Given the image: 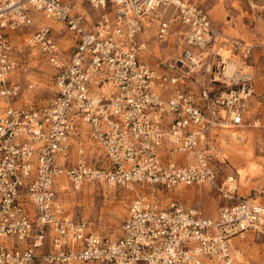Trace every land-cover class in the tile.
Listing matches in <instances>:
<instances>
[{
    "label": "built area",
    "instance_id": "1",
    "mask_svg": "<svg viewBox=\"0 0 264 264\" xmlns=\"http://www.w3.org/2000/svg\"><path fill=\"white\" fill-rule=\"evenodd\" d=\"M13 34L53 69L43 106L13 104L21 52ZM221 38L193 0H0V264H233L232 236L264 234L255 200L213 220L173 194L224 190L221 130H260L264 157V86L247 63L254 47L264 58V40L243 43L233 60ZM150 39L177 53L147 63ZM65 183L133 193L117 238L67 214Z\"/></svg>",
    "mask_w": 264,
    "mask_h": 264
},
{
    "label": "rangeland",
    "instance_id": "2",
    "mask_svg": "<svg viewBox=\"0 0 264 264\" xmlns=\"http://www.w3.org/2000/svg\"><path fill=\"white\" fill-rule=\"evenodd\" d=\"M208 13L212 24L221 32L224 41L223 53L236 60L238 53L242 51L243 43L255 44L264 40V0H193ZM44 21V19H43ZM51 21V22H50ZM52 25V20L44 21ZM50 22V23H49ZM14 44L21 52L18 54L20 64L13 72L11 78L18 82L20 91L14 99V105L32 103L43 106L48 103L53 92V69L46 58L35 48L26 47L25 36L13 34ZM227 39V40H225ZM237 43V49L231 51L232 42ZM61 47L67 48L65 53H70L69 43L63 38L60 39ZM177 53L175 48L159 49L154 47V40H149V49L144 54V59L149 64H156L163 59ZM256 74L257 84L264 86V58L260 56L257 47L253 48L252 54L247 61ZM3 103L0 101V106ZM241 134L239 143L235 146L238 150L252 153L249 158L234 159V153L227 151L226 145H231V133L227 130L219 131L218 158L222 161L219 164L221 173L217 179L220 191L213 185L185 186L176 189L173 194L185 207L196 208L202 211L209 218L216 220L219 211L238 202L240 199L255 200L264 204V157L259 151L261 131L243 126L241 128L228 129ZM241 138V139H240ZM225 141L226 150L222 147ZM238 145V146H237ZM89 146V145H87ZM99 149L92 147L90 154L96 155ZM228 157H226V155ZM241 155V156H242ZM263 165L259 174L248 175L245 180L240 179L237 173L238 168H244L248 162ZM223 165V166H222ZM231 176L233 180L227 181ZM65 190L59 194L62 205L70 217L81 218L87 221L90 229L101 236L115 239L120 234V225L125 217L128 201L133 193L119 186H110L84 183L77 190H73L66 183ZM234 191L225 195V189ZM235 250L238 251L233 264H264V234L246 230L231 238Z\"/></svg>",
    "mask_w": 264,
    "mask_h": 264
},
{
    "label": "bare ground",
    "instance_id": "3",
    "mask_svg": "<svg viewBox=\"0 0 264 264\" xmlns=\"http://www.w3.org/2000/svg\"><path fill=\"white\" fill-rule=\"evenodd\" d=\"M46 20H49L47 18L44 19V21ZM51 22V21H50ZM49 22V23H50ZM59 23H55V27H59ZM154 47L156 48H159V44L154 40ZM233 69V66L232 64H228L227 66V73H229L231 70ZM230 133H231V138H232V141H231V145H228V149L227 151L230 152H233L234 153V159L236 160H240V158H249L251 157L252 153H246L244 156L242 155L244 152L241 151V150H238L237 147L235 146L236 143L238 141H236L239 137H241L240 135L237 136V133L235 131H231L230 130ZM238 146V145H237ZM223 147V146H222ZM242 155V156H241ZM223 166V165H222ZM263 170V165L262 164H257V163H254V162H248V165L244 168H238L237 169V173L240 175V179L243 181L246 179V177L250 174L251 176L252 175H255V174H259L260 172H262ZM233 180V178L230 176L228 177V180L227 181H231Z\"/></svg>",
    "mask_w": 264,
    "mask_h": 264
},
{
    "label": "crops",
    "instance_id": "4",
    "mask_svg": "<svg viewBox=\"0 0 264 264\" xmlns=\"http://www.w3.org/2000/svg\"><path fill=\"white\" fill-rule=\"evenodd\" d=\"M228 131V133H230V130H227ZM236 133H237V131H235ZM241 136V134H239V133H237V136ZM231 138V137H230ZM241 139V138H240ZM229 141H232V138L229 140ZM236 141H238L237 143H239L241 140H239V138L236 140ZM229 143H231V142H229ZM236 143V144H237ZM225 144H227V143H225V141H223V144H222V146H225ZM227 146V149H228V145H226ZM224 148V147H223ZM225 150H226V148H224ZM226 155V157H228V155L227 154H225ZM230 177V176H229Z\"/></svg>",
    "mask_w": 264,
    "mask_h": 264
}]
</instances>
